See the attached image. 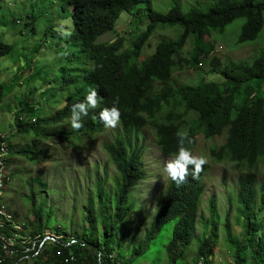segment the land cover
I'll list each match as a JSON object with an SVG mask.
<instances>
[{
  "label": "rangeland",
  "instance_id": "1",
  "mask_svg": "<svg viewBox=\"0 0 264 264\" xmlns=\"http://www.w3.org/2000/svg\"><path fill=\"white\" fill-rule=\"evenodd\" d=\"M176 3L180 4L183 12L194 8L208 12L214 4L212 0H150L152 8L160 13H167ZM71 14L72 8L62 0H0V39L14 47L0 61V86L3 88L0 132L6 136L14 155L9 160L11 182L4 194V204L17 222L24 226L23 235L33 237L32 233L37 228L34 220L43 210L45 225L49 227L46 235L56 239L62 233L69 238L90 239L89 235L95 231L93 238L98 243L97 239L100 240L105 233L104 225L110 226L107 218L113 212L120 182L116 164L104 146L121 138L132 151L142 148L145 178L132 187L128 196L131 210L119 224L112 227L110 233L113 237L110 253L124 264L135 246L138 249L145 244V236L170 179L163 168L166 160L172 156L165 157L161 153L154 128L149 125L138 131L131 129L125 132L119 122L115 128L107 127L99 135L82 134L67 139L78 146L74 151L66 147V143L50 142V137L35 134V130L53 132L61 128L67 132L72 129L69 119L60 124L36 125L29 135H23L18 130L21 105L35 108L34 117L47 119L64 107L66 96H86L90 89L95 88L94 83H86L77 77L83 70L91 69L93 63L80 47V36L75 31ZM146 15L145 4L137 5L131 13H120L113 30L99 36L96 43L122 37L124 48L129 49L132 41L149 24ZM27 20H32L35 28H25ZM60 21L71 22L63 26L65 31L71 32L70 36L65 37L57 31L61 27ZM245 21V18H237L223 32L211 36L207 33L203 37L204 43L198 42L196 36L190 34L184 56L192 57L199 47L208 50L211 46L214 52L201 56L202 65H193L175 73V87L197 86L203 78L209 82H222L223 77L212 73L207 62L213 56L220 57L224 64L230 61L252 63L264 50V28L257 40L239 43ZM183 31L181 26L158 27L146 43L138 59L139 64L142 65L155 52L159 42L175 41ZM177 108L182 112L185 109L179 103ZM194 115V112H190V121ZM225 138L226 132L214 139L199 134L191 150L194 155L203 154L207 158V172L202 180L204 190L199 200L195 236L186 248L184 257L176 264H195L197 248L203 239L210 236L214 223L216 241L210 264L234 262L229 240L242 239L244 226L248 223L237 200V180L246 171L243 168L236 170L234 164L228 161L217 162L211 155L213 149L217 150L224 144ZM22 151L29 154L22 155ZM263 188L264 166L261 164L257 170L256 192ZM256 197V221L260 226L258 235L264 239V207L259 193ZM174 222H166L148 244L139 249L142 251L139 258L126 264H167L165 245L171 238ZM247 255H250L249 251ZM21 259L17 264H45L32 257L25 258V262ZM89 262L96 264L93 260Z\"/></svg>",
  "mask_w": 264,
  "mask_h": 264
},
{
  "label": "trees",
  "instance_id": "2",
  "mask_svg": "<svg viewBox=\"0 0 264 264\" xmlns=\"http://www.w3.org/2000/svg\"><path fill=\"white\" fill-rule=\"evenodd\" d=\"M62 1L72 8V22L80 36V47L93 63L91 69L83 70L77 77L86 83H94L97 94L102 99L97 108L90 109L88 116L82 117L83 127L79 130L69 129L67 132L63 128L53 132L35 130V134L38 137H50V141H56L58 144L66 143L74 151L78 146L67 139L82 134L91 136L104 133L107 127L99 120V112L103 108L112 107V102L117 96L123 130L138 131L151 125L155 130L157 145L165 157H173L178 152L179 141L176 135L178 130L188 132L192 143L185 142V146L190 150L194 148L199 134L214 139L226 132L224 144L217 150L213 149L211 155L217 162L228 161L234 164L236 170L243 168L246 171L237 180V200L242 206L241 212L246 214L245 220L248 223L244 226L242 239L229 240L234 253L233 264H264V239L258 235L260 226L257 224L255 212L258 193L261 196L262 208L264 207V188L256 192L257 170L259 165L264 166V50L252 63L230 61L224 64L218 56L208 59L211 72L223 77L220 83L209 82L203 78L197 86L174 85L175 73L193 65H202L201 56L204 54L209 56L214 52L211 46L208 50L199 47L192 57L184 56V47L190 34L195 35L198 42L204 43L203 37L207 33L211 36L213 33L223 32L235 19L245 18L239 43L255 41L264 28V1L212 0L214 4L208 12H201L195 8L183 12L180 4L176 3L167 13L155 11L150 5V0ZM139 4H145L149 24L132 41L129 49L124 48L122 37L110 42L96 43L99 36L113 30L120 13H131ZM142 10L144 9L138 11ZM24 26L35 28L32 20H27ZM160 26H181L184 31L175 41L159 42L155 52L140 65L138 59L146 43ZM13 48V45L0 39V61L10 54ZM2 90L0 86V100ZM84 99L85 96H66L64 107L47 119L34 117L35 108L27 104L21 105L19 122L17 121L19 133L22 131L23 135H29L36 125L62 123L69 119L71 106ZM178 103L185 107L183 112L177 108ZM190 112L196 114L192 121L188 118ZM23 116L26 118L25 121L28 118L30 120L35 118L36 121L20 122ZM9 149L10 156H14L11 145ZM104 149L116 164L120 182L117 186L113 212L107 218L111 222L110 226L104 225L105 233L100 240L97 239L98 243L94 242L95 231L89 235L90 239L69 238L61 233L62 236L56 241L49 240L44 243L49 227L45 225L41 210L34 220L37 228L32 233L33 237L24 235L29 244L16 245L15 249L19 252L8 256L4 264H16L20 258L26 256L40 259L45 264H64L63 260L70 254L74 255L75 260L67 264H89L91 260L96 264H121L118 259L113 258V253H110L113 248V246L111 248L113 237L110 233L112 227L119 224L131 210L128 196L132 187L145 178L143 150L142 148L130 150L125 140L121 138L105 144ZM18 154L20 155L19 152ZM21 154L27 155L29 152L22 151ZM192 172L193 168L189 166L188 177L179 186L169 179L165 195L145 236V244L138 249L135 246L124 264L137 260L142 253L139 249L145 247L168 221L175 222L171 238L165 245L167 264H176L184 257L186 248L195 236L199 200L204 190L202 180L207 167L204 166L196 179H193ZM106 208L108 209V206ZM215 238L214 223L210 236L203 239L197 248L195 264L200 257L204 258L205 264H210ZM71 239H74V242L67 244ZM48 247L50 249H47ZM26 248L34 250L25 253L23 251Z\"/></svg>",
  "mask_w": 264,
  "mask_h": 264
},
{
  "label": "clouds",
  "instance_id": "3",
  "mask_svg": "<svg viewBox=\"0 0 264 264\" xmlns=\"http://www.w3.org/2000/svg\"><path fill=\"white\" fill-rule=\"evenodd\" d=\"M66 24L70 25L71 22L70 21H60L61 27L58 28L57 31L60 32L61 35L68 37L71 35V32L64 30L63 26ZM101 99L102 98H100L97 94V90L93 88L88 91L83 101L73 104L70 108V117H69L71 128L75 130H79L80 128H82L83 127L82 117L88 116L90 109L97 108ZM118 104H119V97L117 96L116 98H114L112 102V107L103 108L99 112L98 118L105 127L115 128L119 124L121 112H120V109L117 107ZM25 120H26L25 116L20 118V122H26ZM35 121L36 119L33 118L29 120L28 122L33 123ZM176 135L179 141L178 152L173 157H170L166 160L163 171L167 174V176L175 184L179 186L180 184L186 181L188 177L189 166H192L193 168L192 177L193 179H196L199 176V174L203 171L204 166L207 164V158L203 154L194 155L193 152L188 147L185 146V142H187L188 144L192 143V140L189 138V134L187 131L178 130ZM53 142H56V141H53ZM7 143L9 147L10 144L8 140H7ZM66 147H69L68 144H66ZM10 158L11 156L9 157V159ZM10 179H11V175H10ZM3 201H4V196H3ZM23 231H24V226H23ZM22 235H23V232H22ZM23 237L26 238V236L24 235ZM47 240L48 241L50 240L48 238V235H46V237L44 238V243ZM23 258L25 259V257Z\"/></svg>",
  "mask_w": 264,
  "mask_h": 264
},
{
  "label": "built area",
  "instance_id": "4",
  "mask_svg": "<svg viewBox=\"0 0 264 264\" xmlns=\"http://www.w3.org/2000/svg\"><path fill=\"white\" fill-rule=\"evenodd\" d=\"M10 157V150L7 143V138L4 134L0 132V264H4L5 259L8 256H13L19 252L18 249H15V246L19 243L26 245L29 242L26 241V238L23 237V225L19 224L12 213L8 210L3 201L4 192L8 190L9 184L11 182L10 173L8 169ZM8 232L11 234H8ZM50 240L56 241L53 237L48 235ZM59 238V237H58ZM74 242V239H71L67 242L70 244ZM37 241L34 243L36 247ZM34 250V248H26L25 253ZM60 255V252L57 253ZM26 256L25 258H27ZM22 258L20 261H23ZM74 255L70 254L67 258L63 260L64 264L74 262ZM76 264V263H72ZM197 264H205L204 258L200 257L197 261Z\"/></svg>",
  "mask_w": 264,
  "mask_h": 264
}]
</instances>
